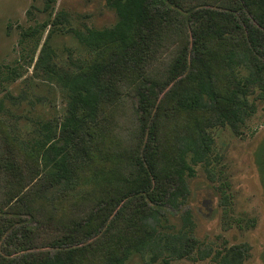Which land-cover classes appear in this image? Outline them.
I'll list each match as a JSON object with an SVG mask.
<instances>
[{
  "label": "trees",
  "instance_id": "16d2710c",
  "mask_svg": "<svg viewBox=\"0 0 264 264\" xmlns=\"http://www.w3.org/2000/svg\"><path fill=\"white\" fill-rule=\"evenodd\" d=\"M44 1L48 12L55 0ZM224 1L226 12L204 10L199 0H106L118 18L111 28H74L66 19L64 31L95 59L78 72H60L48 53L40 55L46 75L66 91L68 108L64 120L54 129L45 124L44 139L26 144L25 152L39 156L44 164L42 186L67 184L73 191L76 155L95 144L92 137L97 139L98 126L102 129V106L111 101L117 105L129 90L137 100L133 130L124 139L128 156L108 195L92 203L96 212L62 222V230L46 240L54 252H36L39 232L9 230L21 215L35 219L41 211L35 200L37 183L32 184L36 176H27L37 175L39 165L31 161L23 172L14 154L2 152L6 140L0 135V264H125L132 254L147 252L146 264L210 258L216 264L244 263L250 252L247 244L214 254L197 247L188 236L194 228L189 209L182 215V234L156 231L164 207L178 210L186 203L187 179L196 176L197 165L214 180V141L205 131L178 136L174 164L164 162L165 133L179 114L207 113L218 125L238 131L239 124L256 112L249 101L256 91L264 111V0ZM53 25H61L60 20ZM218 40L230 45L225 64L231 78L225 92L219 90L212 68V48ZM228 186L226 182L220 188L224 205L229 197L223 188Z\"/></svg>",
  "mask_w": 264,
  "mask_h": 264
},
{
  "label": "rangeland",
  "instance_id": "374dc122",
  "mask_svg": "<svg viewBox=\"0 0 264 264\" xmlns=\"http://www.w3.org/2000/svg\"><path fill=\"white\" fill-rule=\"evenodd\" d=\"M199 2L203 4L202 9L217 12H226L224 4H228L224 0ZM44 8V0H0V135L6 140L1 144L2 152L7 156L14 154L21 161L23 172L29 170L31 161L32 165H39L37 175L28 173L27 176H36L32 184L37 183L35 200L41 211L35 219L21 215L20 222L10 228L9 234L20 229L37 231L39 239L34 251L52 253V244L46 242L62 230V222L68 224L96 212L98 207L94 208L92 203L108 195L111 181L120 176L128 156L124 139L134 127L137 97L127 90L124 94L127 97L117 105H112L111 101L102 106L98 121L102 129L98 130V126L97 139L92 137L95 144L91 143L84 153L76 155L73 191L67 189V184L42 186L45 166L39 156L27 155L25 145L44 139L42 127L45 124L54 129L64 120L68 97L66 91L46 75L47 65L39 63V57L43 52L48 53L49 62L60 72L66 68L78 72L95 59V55L64 31L66 19L74 28L94 29L111 28L118 21L106 0H55L48 12ZM56 19L61 22L59 27L53 25ZM229 48L224 40L215 41L212 48V68L221 92L226 91L231 78L225 64ZM249 101L255 104L256 112L239 124L238 131L218 125L207 113H180L168 127L162 149L165 163L175 162L178 136L205 131L213 138L210 169L214 180L208 178L203 165H197L196 176L187 179L190 195L186 203L178 210L164 207L156 231L182 234V215L189 209L194 228L188 236L194 238L197 247L214 254L230 246L247 244L250 252L243 264H264V111L257 91ZM101 136H105L102 144ZM226 182L229 186L223 189L229 201L224 205L220 188ZM23 194H28L25 188ZM12 249L8 247L9 251ZM167 254L165 252L164 256ZM149 256V252L134 253L125 264H146ZM170 264L216 263L210 258L204 261L181 259Z\"/></svg>",
  "mask_w": 264,
  "mask_h": 264
}]
</instances>
